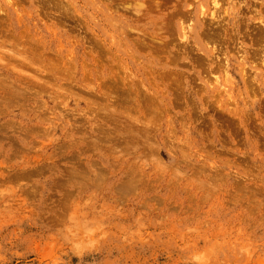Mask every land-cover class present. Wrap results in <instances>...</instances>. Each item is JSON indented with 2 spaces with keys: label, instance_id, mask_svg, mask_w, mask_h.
<instances>
[{
  "label": "rangeland",
  "instance_id": "obj_1",
  "mask_svg": "<svg viewBox=\"0 0 264 264\" xmlns=\"http://www.w3.org/2000/svg\"><path fill=\"white\" fill-rule=\"evenodd\" d=\"M135 1L0 0V264H264V0Z\"/></svg>",
  "mask_w": 264,
  "mask_h": 264
},
{
  "label": "bare ground",
  "instance_id": "obj_2",
  "mask_svg": "<svg viewBox=\"0 0 264 264\" xmlns=\"http://www.w3.org/2000/svg\"><path fill=\"white\" fill-rule=\"evenodd\" d=\"M155 1V0H154ZM207 0H205L204 2H206ZM209 1H212V5H213V7L211 8V10H210V12L209 13H205L202 9H201V7L203 8V6H201L200 7V10H198L197 12L198 13H196V15H195V18H196V23H197V25L194 27V30H196V29H198V28H200V26H202V27H204V25H207L206 24V22L205 21H202L201 19L202 18H205L204 16L205 15H207L208 17H211V19H209L210 21H209V26L211 25L212 26V28H213V26H214V24L216 23V26H218V28L216 27V30L214 29V30H211L212 32H213V34L214 35H218V33L224 28L221 24L224 22V15H227L226 17V20L227 19H230L231 18V16H233V13H234V11H233V13H229V10H227V13L225 12V7H223V8H221L222 7V5L220 4V1H218V0H209ZM237 1V0H236ZM249 1L250 0H248L247 2H246V5H248V3H249ZM136 2V4L132 7V10H129V9H126V8H124L125 9V12H128L129 14H132V13H136V14H138V16H137V20H138V22L140 21V19H141V16H139V15H141L140 13L142 12V8H143V10H144V8H146L145 6H143L144 4L143 3H141V1L140 0H136L135 1ZM166 2H168V1H166ZM174 2V4H175V0L173 1ZM172 3V2H171ZM159 4H161V3H159ZM167 4V3H166ZM234 4H237V2L236 3H234ZM154 5H156V4H153V6ZM173 5V4H172ZM143 6V7H142ZM169 6H171L170 4H169ZM168 5H167V7H169ZM236 6V5H235ZM158 7V4H157V6H156V8ZM159 7H160V5H159ZM158 7V9H160ZM197 7V6H196ZM237 7V6H236ZM162 8V7H161ZM165 8H166V6H165ZM174 8V7H173ZM175 8H177V7H175ZM174 8V9H175ZM147 9V8H146ZM153 10V9H152ZM155 10V9H154ZM153 10V11H154ZM166 10V9H165ZM187 12V11H186ZM193 11H191V13H192ZM249 12H250V10H249ZM143 13V12H142ZM146 13V12H145ZM177 13V12H176ZM190 13V12H189ZM188 13V14H189ZM174 14H175V12H174ZM187 14V15H188ZM53 15V14H52ZM143 15H146V14H143ZM179 15V14H178ZM186 15V14H185ZM51 16V15H50ZM49 16V19H51V17ZM62 16H64V15H62ZM201 16H203L202 18H201ZM54 17H55V15H54ZM61 17V16H60ZM59 17V18H60ZM181 17V16H180ZM180 17L179 18H176V19H179V21L178 22H180ZM192 17V16H191ZM58 17H57V19H59ZM68 18V17H67ZM174 18H175V16H174ZM220 19V20H222V23L221 22H215V19ZM249 18H252L251 20L249 19ZM249 18H245L246 20H244L245 22H253V21H258L259 22V26H257L256 24H253V25H250V26H248V27H252L253 28V30L251 31L252 32V34L254 35L252 38H253V40H252V43L255 45V46H257V48H255V50H253L252 51V53H251V57L254 59V61H255V59L256 58H258V57H260L262 54H263V58H264V50H263V46H262V44L264 43V15H263V12L261 11V8H260V11H257L256 12V15L254 16V17H249ZM48 19V18H47ZM61 19V18H60ZM65 19V18H64ZM152 19V18H151ZM170 19H172L171 17H170ZM207 19V18H206ZM53 20V19H52ZM68 20H69V18H68ZM143 20V19H142ZM149 20V19H148ZM174 20V19H173ZM183 20V19H182ZM208 20V19H207ZM206 20V21H207ZM57 21V20H56ZM177 21V20H176ZM230 21V20H229ZM59 22V21H58ZM142 22V21H141ZM145 22V21H144ZM162 22H164V21H162ZM182 22V21H181ZM184 22V21H183ZM226 22H228V20L226 21ZM68 23V22H67ZM146 23V22H145ZM172 23H173V21H172ZM163 24V23H162ZM161 24V25H162ZM62 25H63V22H62ZM61 25V26H62ZM164 25V24H163ZM170 25V23H168V26ZM182 25V24H181ZM184 25V24H183ZM171 26V25H170ZM172 26H174V24L172 25ZM64 27V26H63ZM66 27V26H65ZM207 27H208V25H207ZM206 27V28H207ZM223 27V28H222ZM237 27H240V26H237ZM164 28V27H163ZM170 28V27H169ZM174 29H175V27H173ZM172 28V29H173ZM247 28V27H246ZM184 29V28H183ZM208 29H210V28H208ZM240 29H241V27H240ZM140 30V29H139ZM184 30H186V28L184 29ZM184 30H183V32H184ZM205 30V29H204ZM186 31H188V30H186ZM210 31V30H209ZM219 31V32H218ZM245 31V30H244ZM169 32V31H168ZM173 32H174V30H173ZM172 32V33H173ZM203 32V31H202ZM204 32H206V31H204ZM208 32V31H207ZM206 32V33H207ZM247 32H248V30H247ZM138 33V32H137ZM208 33H210V32H208ZM207 33V34H208ZM235 33V32H234ZM144 34H145V32H144ZM153 34V33H152ZM159 34V33H158ZM160 34H162V33H160ZM188 34V33H187ZM199 34H201V33H199ZM221 34H223V33H221ZM227 34V33H226ZM244 34H246V33H244ZM157 35V34H156ZM156 35H154V36H156ZM185 35H186V33H185ZM251 35V34H250ZM148 36V35H147ZM162 36V35H161ZM161 36H160V38H161ZM168 36V35H167ZM207 36V35H206ZM245 37L244 38H247L248 39V37L246 36V35H244ZM163 37V36H162ZM203 37H204V35H203ZM210 37H212V36H209V38ZM250 37V38H251ZM126 38V37H125ZM152 38V37H151ZM157 38V37H156ZM155 38V39H156ZM159 38V40L161 41V39ZM136 39V38H135ZM143 39H144V36H143ZM158 39V38H157ZM167 39H169L168 37H167ZM142 40V39H141ZM165 40V39H164ZM171 40V39H170ZM172 40H174L173 39V37H172ZM205 40V39H204ZM236 41H239V40H236ZM235 41V42H236ZM249 41V40H248ZM138 42V41H137ZM142 42V41H141ZM148 42V41H147ZM159 42V41H158ZM166 42V41H165ZM207 42V41H206ZM210 42V41H209ZM241 42V41H240ZM243 42V41H242ZM173 43V42H172ZM222 43V42H221ZM225 43V42H224ZM239 43V42H238ZM245 43V42H244ZM139 44H141L140 42H139ZM149 44V43H148ZM152 44V43H151ZM212 44V43H211ZM235 44V43H234ZM247 44V43H246ZM153 45V44H152ZM167 45V44H166ZM173 45V44H172ZM251 45V44H250ZM169 46V45H168ZM224 46V45H223ZM234 46V45H233ZM254 46V47H255ZM171 48V47H170ZM241 48H242V46H241ZM245 48V47H244ZM247 48V47H246ZM240 49V48H239ZM156 50V49H155ZM241 50V49H240ZM249 51V50H248ZM250 51H251V49H250ZM244 52V51H243ZM102 55V54H101ZM140 55V54H139ZM107 57V56H106ZM143 57V56H142ZM250 57V58H251ZM248 59H249V57H248ZM253 59H252V61H253ZM258 59H260V58H258ZM18 60V59H17ZM264 61V60H263ZM25 63V62H24ZM259 63L261 64V62L259 61ZM103 64V63H102ZM259 67H260V65H259ZM68 68V67H67ZM109 69V68H108ZM110 70V69H109ZM260 70V69H259ZM113 71V70H112ZM257 75V74H256ZM114 77V76H113ZM114 78H116V77H114ZM126 78V80H127V78H129V77H125ZM117 79V78H116ZM122 79V78H121ZM263 79H264V77H263ZM123 80H125L124 79V77H123ZM125 80V82H127ZM154 81V80H153ZM124 82V81H123ZM124 82V83H125ZM112 83H114V82H112ZM117 82H115V84H116ZM150 83V82H149ZM259 83V82H258ZM123 84V83H122ZM128 84V83H127ZM124 86V85H123ZM125 86H126V84H125ZM83 87V86H82ZM120 87V86H119ZM131 87V86H130ZM156 87V86H155ZM90 88V87H89ZM128 89V88H127ZM251 89V88H250ZM91 90V89H90ZM89 90V91H90ZM129 90V89H128ZM128 90H127V92H128ZM131 90H133L132 89V87H131ZM88 91V92H89ZM112 91V90H111ZM134 91V90H133ZM107 92V91H106ZM129 93V92H128ZM131 93V92H130ZM145 93V92H144ZM147 93V92H146ZM155 93H156V91H155ZM104 94V93H103ZM103 94H100V95H103ZM132 94L134 95V93L132 92ZM151 94V93H150ZM111 95V94H110ZM145 95V94H144ZM153 95V94H152ZM157 95V94H156ZM155 95V96H156ZM95 96H97L96 94H95ZM105 96V95H104ZM139 96V95H138ZM158 96V95H157ZM98 97V96H97ZM105 97H109V96H105ZM128 97V96H127ZM134 97H135V95H134ZM140 97V96H139ZM145 97V96H144ZM99 98H103L102 96L101 97H99ZM124 98V97H123ZM131 98V97H130ZM104 99V98H103ZM109 99H110V101L112 100V101H116V99L115 100H113V98L111 97H109ZM108 99V100H109ZM119 99V98H118ZM128 99V98H127ZM139 99V98H138ZM143 99H145V98H143ZM151 99L153 100L154 98H152L151 97ZM150 99V100H151ZM157 99V98H156ZM105 100H106V98H105ZM104 100V101H105ZM107 100V102L106 103H108L109 101ZM121 100V99H120ZM120 100L118 101V105H119V107H120V104H119V102H120ZM124 100V99H123ZM103 101V102H104ZM116 101V102H117ZM127 101V100H126ZM115 102V103H116ZM139 102V101H138ZM137 102V103H138ZM153 102V101H152ZM106 103L104 102V104L106 105ZM110 103V102H109ZM114 102L112 103V104H115ZM150 104H151V102H149ZM148 103V105L150 106V104ZM131 104V103H130ZM146 104H147V102H146ZM99 106H100V104H98ZM97 105V106H98ZM110 105V104H109ZM118 105H116L115 104V106L117 107ZM132 105V104H131ZM122 106L123 107H127L126 105H123V103L121 102V107L120 108H122ZM134 106V105H133ZM136 106V105H135ZM134 106V107H135ZM129 105H128V111H129ZM142 107V106H141ZM140 107V108H141ZM148 107V106H147ZM99 108V107H98ZM119 108V109H120ZM131 109V108H130ZM147 109H149V108H147ZM116 110V109H115ZM121 110H123V109H121ZM109 111V110H108ZM124 111V110H123ZM122 111V112H123ZM127 111V109H126V112H128ZM125 112V113H126ZM111 113V112H110ZM127 114V113H126ZM129 114V113H128ZM122 115H123V113H122ZM130 115V114H129ZM128 115V116H129ZM127 116V117H128ZM131 117V116H130ZM129 118V117H128ZM127 118V119H128ZM124 119H125V115H124ZM130 119V118H129ZM134 119V118H133ZM134 122V121H133ZM136 123V122H135ZM134 123V124H135ZM140 123V122H139ZM136 128H138V127H136Z\"/></svg>",
  "mask_w": 264,
  "mask_h": 264
}]
</instances>
